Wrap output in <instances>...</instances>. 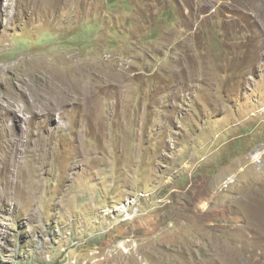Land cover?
<instances>
[{"label":"rangeland","instance_id":"1","mask_svg":"<svg viewBox=\"0 0 264 264\" xmlns=\"http://www.w3.org/2000/svg\"><path fill=\"white\" fill-rule=\"evenodd\" d=\"M0 264H264V0H0Z\"/></svg>","mask_w":264,"mask_h":264}]
</instances>
